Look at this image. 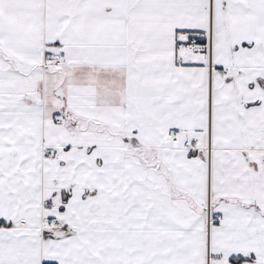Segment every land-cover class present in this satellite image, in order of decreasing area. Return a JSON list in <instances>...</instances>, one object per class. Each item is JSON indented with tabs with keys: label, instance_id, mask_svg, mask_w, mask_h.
Listing matches in <instances>:
<instances>
[{
	"label": "snow or ice",
	"instance_id": "obj_1",
	"mask_svg": "<svg viewBox=\"0 0 264 264\" xmlns=\"http://www.w3.org/2000/svg\"><path fill=\"white\" fill-rule=\"evenodd\" d=\"M0 264H264V0H0Z\"/></svg>",
	"mask_w": 264,
	"mask_h": 264
}]
</instances>
